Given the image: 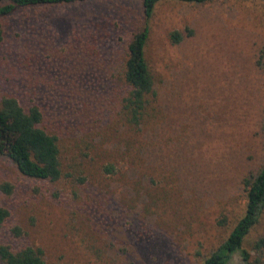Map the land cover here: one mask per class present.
Instances as JSON below:
<instances>
[{"label":"rangeland","instance_id":"obj_1","mask_svg":"<svg viewBox=\"0 0 264 264\" xmlns=\"http://www.w3.org/2000/svg\"><path fill=\"white\" fill-rule=\"evenodd\" d=\"M144 27L153 88L132 126L126 46ZM3 95L38 107L62 176L0 157V240L46 264H203L264 167V0L162 1L149 19L140 0L16 8L0 14ZM262 240L264 212L243 241L251 264Z\"/></svg>","mask_w":264,"mask_h":264},{"label":"trees","instance_id":"obj_2","mask_svg":"<svg viewBox=\"0 0 264 264\" xmlns=\"http://www.w3.org/2000/svg\"><path fill=\"white\" fill-rule=\"evenodd\" d=\"M84 1L86 0H0V14H9L20 7L67 5ZM162 1L202 4L212 0H140L144 17L149 19L156 5ZM147 38L148 28L144 27L126 46L124 81L130 90L123 100L122 113L132 126L140 124L146 97L153 88V79L144 55ZM171 40L178 43L181 35L173 32ZM41 124L42 113L37 106L32 105L26 110L15 97H0V157L9 159L18 172L29 179L56 182L62 176L58 141ZM262 133L264 138V119ZM243 184L246 190L244 214L224 242L204 259L203 264H231L236 254L245 264L253 262L250 253L243 249V241L264 212V167L256 175L245 178ZM8 216V211L0 205V233ZM13 232L17 233V230ZM263 244L262 240L257 248L261 249L260 245ZM0 264L46 263L40 249L28 245L13 248L5 240H0ZM253 264H261V261L256 258Z\"/></svg>","mask_w":264,"mask_h":264}]
</instances>
